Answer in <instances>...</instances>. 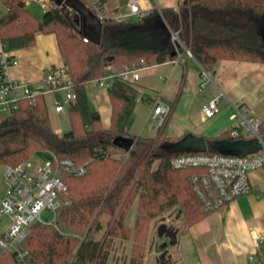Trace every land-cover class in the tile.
Returning a JSON list of instances; mask_svg holds the SVG:
<instances>
[{
    "label": "trees",
    "instance_id": "1",
    "mask_svg": "<svg viewBox=\"0 0 264 264\" xmlns=\"http://www.w3.org/2000/svg\"><path fill=\"white\" fill-rule=\"evenodd\" d=\"M46 9L40 18L32 15L24 0H0V41L4 52L33 45L38 32H53L74 83L76 100L68 107L70 129L54 132L44 96L34 103L22 101L10 116L0 118V164L17 165L36 151L40 158L49 152L85 164L80 176L63 174L64 198L68 203L57 211L56 228L34 223L23 242L29 257L41 264H106L114 239H133L127 264H143L145 235L150 219L166 208L177 206L182 227L206 212L190 184L191 168L172 169L168 160L189 153L243 156L260 150L255 138L233 139L227 131L203 139L202 151L170 152L164 128L181 95L184 76L171 110L158 129V136L129 135L138 90L130 83L114 81L107 89L111 103L110 124L104 128L97 111L91 109L86 86L103 75L106 66L150 67L173 61L188 49L201 70L211 73L220 53L228 60L264 63V0H180L177 9H150L133 19L105 17L99 40L87 35L82 8L92 14L91 2L63 0ZM113 2V0H100ZM147 32L151 41L137 34ZM175 32L180 44L173 43ZM87 38V42L83 41ZM0 70V74H1ZM264 140V124L259 130ZM133 140L128 150L114 144L116 137ZM124 153V158L112 156ZM157 161L155 167L153 163ZM137 215L134 229L124 219L134 201ZM102 216L107 217L105 223ZM69 261V262H68ZM0 264H17L14 255L0 251ZM158 264H172L168 254Z\"/></svg>",
    "mask_w": 264,
    "mask_h": 264
},
{
    "label": "built area",
    "instance_id": "2",
    "mask_svg": "<svg viewBox=\"0 0 264 264\" xmlns=\"http://www.w3.org/2000/svg\"><path fill=\"white\" fill-rule=\"evenodd\" d=\"M46 10L52 7L50 0H32ZM94 15L102 21L106 17L107 7L100 0H90ZM127 12L114 15L115 19H125L130 16H145L148 9L143 8L139 0L127 2ZM177 9V7H176ZM173 42L180 44L175 32H171ZM87 42V38L83 37ZM181 45V44H180ZM184 54L170 62L181 63L184 57L192 58L190 51L184 48ZM15 58L6 53L0 54V118L12 115L22 101L34 103L39 95L61 92L60 99L53 100L55 112H62L76 100L74 83L67 67L61 64L46 66L42 71L41 86L31 87L28 83L12 80L6 76L10 66H15ZM144 66L124 67L121 70L106 66L103 75L93 79L88 85L96 90H107L114 81L133 84L139 79L140 70ZM203 78L207 80L210 74L201 70ZM205 85V82L202 83ZM141 94L136 101H141ZM224 97L218 93L207 101L201 108L203 120L219 111L218 102ZM232 113L230 120H236L227 130L229 137L236 139L255 138L260 150L243 156L189 153L174 156L168 160L172 169L191 168L194 172L190 176L192 191L206 212L214 211L228 205L237 196L250 192L249 173L255 169H264V140L259 132L264 121L259 120L252 108L244 103H230ZM171 105L163 100L161 95L156 96L152 103L147 119L150 120L149 131L156 133L169 115ZM37 157V161L29 159L17 165L4 166L6 189L0 196V221L7 217L6 226L0 230V251L14 255L17 264H41L29 257L28 250L23 242L26 239L30 226L34 223L52 225L56 228L58 209L68 203L65 200L66 185L63 174L80 176L86 172L85 164H77L71 158H59L49 152L47 158ZM44 210L52 214L49 221L42 216ZM255 245H259L256 240ZM157 249V248H156ZM159 252V251H158ZM244 264H264L256 259L255 253L247 256Z\"/></svg>",
    "mask_w": 264,
    "mask_h": 264
},
{
    "label": "crops",
    "instance_id": "3",
    "mask_svg": "<svg viewBox=\"0 0 264 264\" xmlns=\"http://www.w3.org/2000/svg\"><path fill=\"white\" fill-rule=\"evenodd\" d=\"M85 1L90 2V0ZM128 1L129 0L105 1L104 4L107 7L106 16L114 17L116 14L126 13L128 10ZM139 1L142 7L148 10L153 8H157L158 10L162 8L176 9L178 3L177 0ZM24 2L27 10L32 15L37 18L41 17L43 12L39 15V12H31L28 9L30 4L35 2L32 0H24ZM35 4L41 8L39 4ZM1 8L0 12L2 11ZM42 11L45 10L43 9ZM1 53H6L17 61L15 66H10L7 69L6 76L12 80L28 83L33 88L41 86L42 71L46 66L57 65L63 62L56 35L53 32H38L35 35L33 45L8 52L3 51L0 41V54ZM165 64L171 65V72H174L176 66H180L181 72L179 78L175 80L178 87L183 73L186 74V78H190L194 81L195 73L201 72L200 67H198L194 59L187 57H184L183 61L179 64L166 62L151 67H159ZM190 68L193 72L189 71ZM212 72L214 78L211 90L208 93V101L216 96L218 92H221L224 94L227 104L228 102L229 105L230 103H244L253 109L254 114L259 120L264 121V63L242 60H222L217 63ZM140 78L139 75L137 81H139ZM162 79L165 82L168 80V78L164 76ZM132 85L136 88L135 84ZM88 86L89 85L86 86L88 103L92 110L98 112L102 126L107 128L110 124L111 117V103L108 92L103 89L96 90L93 87L91 91H89L87 90ZM142 86H145L146 89L139 90L136 88L139 95L141 94L142 96L139 102H147L151 108V103L156 96L161 95L163 99L162 89L159 91L156 89L155 92H158V94L156 95V93H153V95L147 92V90L151 88L148 87L147 83L142 82ZM47 96H50L53 102L54 99H60L62 93L55 92L44 95L46 106ZM68 107L62 112H55L54 109L53 111L58 114V118L60 117L59 114H66L69 120ZM230 126H227L225 130L208 138L218 137L223 132L227 131ZM52 128L58 135L65 132L61 126H52ZM131 135L141 136L140 134ZM151 136L152 134L141 137ZM165 138L167 142H175L181 138V136H177L174 140L168 135H165ZM249 181L251 185L249 193L237 196L228 205L204 214L200 219L191 223L185 229H183V227L179 228L177 243L174 246L168 247V256L172 264H244L250 253H255L256 259L264 262V169H255L251 171L249 173ZM133 206L135 207V215L133 219L128 221V215ZM136 215L137 201L135 200L124 219L126 226L131 230L134 229ZM167 221L168 219L166 217V223ZM155 223L156 220L153 218L150 219L147 224L143 264H146V262L158 264L156 258L159 252L156 246L164 239L159 242L158 238L155 236ZM151 233L153 234L152 238ZM256 240L259 241L258 246L255 245ZM133 242L132 238L126 240L115 238L114 243L118 250L112 251L110 255H113V258L116 260L124 258L126 262L127 258H129Z\"/></svg>",
    "mask_w": 264,
    "mask_h": 264
},
{
    "label": "rangeland",
    "instance_id": "4",
    "mask_svg": "<svg viewBox=\"0 0 264 264\" xmlns=\"http://www.w3.org/2000/svg\"><path fill=\"white\" fill-rule=\"evenodd\" d=\"M180 1V0H177ZM177 7V6H176ZM1 8V6H0ZM31 12H39L41 15L43 9L40 8L35 3H31L30 7L28 8ZM134 16H130V19H133ZM143 41L150 42L151 37L148 35L147 32H140L137 34ZM264 39V35H262ZM172 40V39H171ZM175 44V42H173ZM221 58L218 62L222 60H228V54L220 53ZM171 65L165 64L159 67H146V69L140 70V80L136 81L135 86L139 90L146 89L145 86H142V82L147 83L148 87H151L147 90V92L156 93V89L159 91L162 89L163 100L169 102L175 98V94L177 92L178 85L176 84L175 80L179 78V74L181 72L180 66H176L174 72H171ZM189 71L193 72L190 68ZM171 73V74H170ZM210 77L203 78L202 73L196 72L194 81L190 78H186V74L183 73L184 76V83L182 87L181 95L179 96L173 111L171 112L169 119L167 120L166 126L164 128V132L162 137L165 138V135L171 136V139H176V137L181 136L178 140L183 139H191V141H200L202 139H207L212 135H216L219 132L225 130L227 126L235 123L236 120H230L229 115L232 113V109L226 103V98L222 97L218 102L219 111L215 113L213 116L203 120L201 117V107L208 101V93L211 90V85L213 84V72L209 73ZM167 77L168 80L165 82L162 77ZM205 82L203 86L202 83ZM92 86H88L87 90L91 91ZM219 93V92H218ZM154 95V94H153ZM47 114L50 120V123L53 127L61 126L63 130L67 131L70 128V123L66 114L61 113L59 114L60 117L58 118V114L53 111V105L51 101V97L47 96V106H46ZM150 111V105L147 102H139L137 101L134 107V116H133V123L129 127V135L131 134H140L141 136L150 135L158 136V131L156 133H151L149 131V123L150 120L147 119V116ZM191 136V137H189ZM189 137V138H188ZM38 154L36 151L29 152L25 158L29 159L32 162L37 161ZM112 156H116L117 158H124L125 154L123 153H116ZM157 161L153 163V167H155ZM4 165L0 164V196L3 195L6 189V183L4 179ZM135 215V207L133 206L130 210L128 215V221L133 219ZM42 216L47 220L52 219V214L44 210L42 212ZM165 216L167 217L168 225H173L176 228L182 227L183 223L180 220L179 209L177 206L166 208L164 211L160 213V215L156 216L154 219L156 220L154 234L156 235V227L159 225L161 218ZM102 222L105 223L107 221L106 216H102ZM7 217H4L0 221V230L6 226ZM151 233V238H152ZM158 238V237H157ZM161 242L162 239H159ZM157 248V247H156ZM118 250L117 247H114L112 251ZM128 260V258H127ZM124 261V258H119L116 260L113 258V255H109L106 261V264H127ZM69 262V261H68ZM146 264H150L146 262Z\"/></svg>",
    "mask_w": 264,
    "mask_h": 264
},
{
    "label": "water",
    "instance_id": "5",
    "mask_svg": "<svg viewBox=\"0 0 264 264\" xmlns=\"http://www.w3.org/2000/svg\"><path fill=\"white\" fill-rule=\"evenodd\" d=\"M63 0H55L57 4H60ZM83 12V27L84 32L97 40H99L101 35L102 23L101 21L86 8H82ZM191 137V136H189ZM188 137V138H189ZM133 143V140L128 137H116L114 139V144L118 147L128 150ZM162 149L170 152H180V151H202L204 149L203 139L200 141H191V139L177 140L175 142H165L162 144ZM179 229L173 225H168L166 223V217H162L159 225L156 227V235L159 239H164L160 244H158L157 250L159 254L156 258V262H161L168 254V247L174 246L177 243V235Z\"/></svg>",
    "mask_w": 264,
    "mask_h": 264
}]
</instances>
